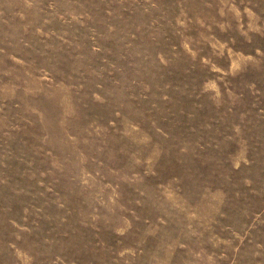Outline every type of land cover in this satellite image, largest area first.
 I'll use <instances>...</instances> for the list:
<instances>
[{
    "label": "rangeland",
    "instance_id": "374dc122",
    "mask_svg": "<svg viewBox=\"0 0 264 264\" xmlns=\"http://www.w3.org/2000/svg\"><path fill=\"white\" fill-rule=\"evenodd\" d=\"M0 264H264V0H0Z\"/></svg>",
    "mask_w": 264,
    "mask_h": 264
}]
</instances>
